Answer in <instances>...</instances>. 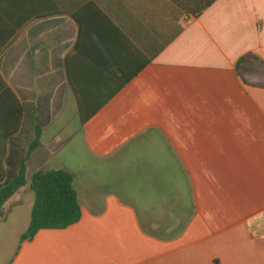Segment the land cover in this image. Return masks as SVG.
Listing matches in <instances>:
<instances>
[{"label":"crops","instance_id":"crops-1","mask_svg":"<svg viewBox=\"0 0 264 264\" xmlns=\"http://www.w3.org/2000/svg\"><path fill=\"white\" fill-rule=\"evenodd\" d=\"M37 129L28 183L81 137V218L22 243L8 222V264H264V0H0L2 168Z\"/></svg>","mask_w":264,"mask_h":264},{"label":"trees","instance_id":"trees-1","mask_svg":"<svg viewBox=\"0 0 264 264\" xmlns=\"http://www.w3.org/2000/svg\"><path fill=\"white\" fill-rule=\"evenodd\" d=\"M241 61V60H240ZM82 116V122L87 120ZM40 130L26 150L15 151V161L4 169L0 164V210L23 187L29 184L34 193L30 223L20 242L29 241L42 229H65L81 218V205L74 187V176L63 169L39 170L30 182L26 179V164L41 144Z\"/></svg>","mask_w":264,"mask_h":264},{"label":"rangeland","instance_id":"rangeland-1","mask_svg":"<svg viewBox=\"0 0 264 264\" xmlns=\"http://www.w3.org/2000/svg\"><path fill=\"white\" fill-rule=\"evenodd\" d=\"M75 116L69 115V114H63L59 116L55 121L54 124L51 125L46 131L45 135L46 137L51 134H59L61 139H64L70 134L71 129L74 128V125L76 126V122H74ZM45 148L47 150L52 149V145L45 144ZM51 156V157H50ZM47 160V166L46 168L42 169H63L71 172L76 177V183L78 190L81 195V199L83 201V175L85 173L86 167V156L83 148V143L81 140V137H74L69 142V144H66L63 146L58 152H52ZM99 167H96L97 173L105 172L107 175H102L96 177V181L101 184V182H109V191H115L117 192L116 187V170H113L111 167L108 168H101V165L98 164ZM129 165H125L124 175L122 180V175L120 176V173L118 175V183L120 182L125 183L126 188L131 187L129 186L130 183H132V179L130 180L133 172V168H128ZM102 170V171H101ZM35 171L34 166L29 167V173H28V181L30 182L31 174ZM134 173V172H133ZM104 176V178H103ZM33 193L30 195L29 193H22L20 195H15L10 199V204L14 203L15 201H20L22 207L19 208V205H16L13 208L12 213L7 218V220L3 221L0 220V264H8L9 261L13 257V253H15L17 249V237H18V229L14 228L10 223L8 222H24V219H27V222L30 221V214H27V207L28 203L33 200ZM8 205V204H6ZM6 205L2 207L0 210V214L5 212ZM9 206V205H8ZM161 213V212H160Z\"/></svg>","mask_w":264,"mask_h":264}]
</instances>
